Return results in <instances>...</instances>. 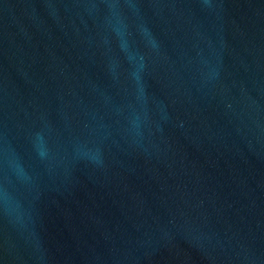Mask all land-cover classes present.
<instances>
[{
	"label": "water",
	"instance_id": "obj_1",
	"mask_svg": "<svg viewBox=\"0 0 264 264\" xmlns=\"http://www.w3.org/2000/svg\"><path fill=\"white\" fill-rule=\"evenodd\" d=\"M0 264H264V0H0Z\"/></svg>",
	"mask_w": 264,
	"mask_h": 264
}]
</instances>
